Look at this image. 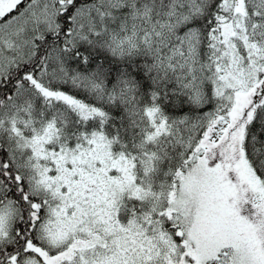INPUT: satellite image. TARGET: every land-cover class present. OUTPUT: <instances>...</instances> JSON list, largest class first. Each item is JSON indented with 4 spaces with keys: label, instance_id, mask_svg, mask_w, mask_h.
Wrapping results in <instances>:
<instances>
[{
    "label": "snow or ice",
    "instance_id": "1",
    "mask_svg": "<svg viewBox=\"0 0 264 264\" xmlns=\"http://www.w3.org/2000/svg\"><path fill=\"white\" fill-rule=\"evenodd\" d=\"M0 264H264V0H0Z\"/></svg>",
    "mask_w": 264,
    "mask_h": 264
}]
</instances>
